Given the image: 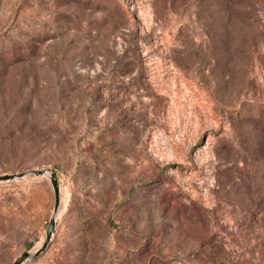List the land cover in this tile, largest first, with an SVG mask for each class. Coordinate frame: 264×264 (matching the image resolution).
Instances as JSON below:
<instances>
[{
  "label": "rangeland",
  "instance_id": "obj_1",
  "mask_svg": "<svg viewBox=\"0 0 264 264\" xmlns=\"http://www.w3.org/2000/svg\"><path fill=\"white\" fill-rule=\"evenodd\" d=\"M39 168L23 264H264V0H0V175ZM54 201L0 182V264Z\"/></svg>",
  "mask_w": 264,
  "mask_h": 264
},
{
  "label": "water",
  "instance_id": "obj_2",
  "mask_svg": "<svg viewBox=\"0 0 264 264\" xmlns=\"http://www.w3.org/2000/svg\"><path fill=\"white\" fill-rule=\"evenodd\" d=\"M43 175L48 177L51 183V186L53 188L54 198H55L54 212L49 222L46 238L43 244L39 248H37L34 251H27L23 253L13 262V264H23L27 261L34 260L38 258L48 248L51 242V239H52L53 232L55 230L57 214L60 211V185H59V179H58L56 172L51 168H39V169L27 170V171L15 173V174L0 175V182L18 180L24 177H39Z\"/></svg>",
  "mask_w": 264,
  "mask_h": 264
}]
</instances>
